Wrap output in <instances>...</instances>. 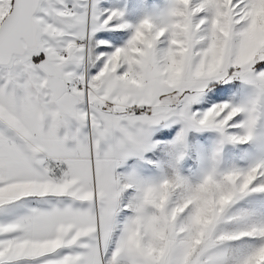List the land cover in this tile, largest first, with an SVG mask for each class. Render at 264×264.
<instances>
[{"label": "snow or ice", "instance_id": "snow-or-ice-1", "mask_svg": "<svg viewBox=\"0 0 264 264\" xmlns=\"http://www.w3.org/2000/svg\"><path fill=\"white\" fill-rule=\"evenodd\" d=\"M0 264H264V0H0Z\"/></svg>", "mask_w": 264, "mask_h": 264}]
</instances>
